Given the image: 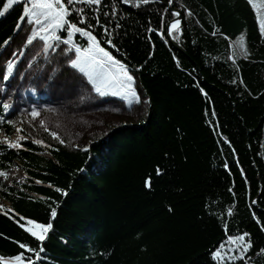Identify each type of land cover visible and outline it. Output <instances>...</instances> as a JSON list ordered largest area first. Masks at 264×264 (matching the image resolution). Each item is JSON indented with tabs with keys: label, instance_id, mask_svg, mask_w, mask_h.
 I'll return each instance as SVG.
<instances>
[{
	"label": "trees",
	"instance_id": "16d2710c",
	"mask_svg": "<svg viewBox=\"0 0 264 264\" xmlns=\"http://www.w3.org/2000/svg\"><path fill=\"white\" fill-rule=\"evenodd\" d=\"M60 0L64 25L89 32L138 79L136 123L68 149L0 145V264H264V33L249 0ZM0 0V57L25 22V4ZM27 45L8 65L14 74ZM245 32L247 50L233 40ZM54 43V39L49 40ZM83 47L86 42L80 40ZM39 96L37 99H39ZM36 99V98H34ZM0 103V135L15 125ZM244 236L245 256H213Z\"/></svg>",
	"mask_w": 264,
	"mask_h": 264
},
{
	"label": "rangeland",
	"instance_id": "374dc122",
	"mask_svg": "<svg viewBox=\"0 0 264 264\" xmlns=\"http://www.w3.org/2000/svg\"><path fill=\"white\" fill-rule=\"evenodd\" d=\"M249 1L264 33V0ZM18 3L25 4V22L0 57V103L15 132L10 138L1 134L0 145L17 150L29 140L84 150L144 117L147 100L123 63L100 48L89 32L69 26L67 37L58 36L65 12L60 0H7L5 10ZM33 29L32 38L37 40L27 48L16 72L8 74V65L21 55ZM52 39L54 43L48 44ZM232 43L237 51L247 50L245 32ZM25 180L20 166L0 172V193L3 187L18 188ZM3 206L8 202L0 197ZM244 240L229 237L213 256L222 262L243 258L248 248Z\"/></svg>",
	"mask_w": 264,
	"mask_h": 264
},
{
	"label": "water",
	"instance_id": "95a60500",
	"mask_svg": "<svg viewBox=\"0 0 264 264\" xmlns=\"http://www.w3.org/2000/svg\"><path fill=\"white\" fill-rule=\"evenodd\" d=\"M118 1L125 2V1H128V0H118ZM156 1L161 2L164 6H166L168 8V10L171 13H173L175 15V17L166 26V36H167V39H168V41H169V43L171 45H173L178 50L183 51V49L179 46V44L174 40V38L172 36V32L174 30H176L180 26V24L182 22V14H181V12L179 10L174 9L173 7H171L164 0H156Z\"/></svg>",
	"mask_w": 264,
	"mask_h": 264
}]
</instances>
